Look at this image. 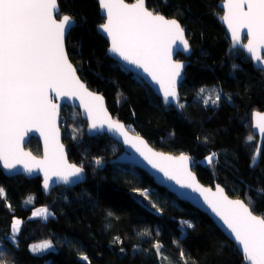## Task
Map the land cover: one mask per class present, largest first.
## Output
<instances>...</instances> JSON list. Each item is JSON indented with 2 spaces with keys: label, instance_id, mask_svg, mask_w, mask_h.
<instances>
[{
  "label": "trees",
  "instance_id": "16d2710c",
  "mask_svg": "<svg viewBox=\"0 0 264 264\" xmlns=\"http://www.w3.org/2000/svg\"><path fill=\"white\" fill-rule=\"evenodd\" d=\"M217 1L167 0L165 4L147 0L150 10L180 20L192 48L187 58L178 54L187 60L179 86L181 112L164 106L139 76L106 54L107 41L97 31L103 22L97 0H59V8L75 20L66 38L69 59L87 85L106 98L113 117L156 149L189 154L200 182L219 183L245 203L250 197L252 211L264 215V191H259L264 189V142L258 164L249 166L257 141L251 131V113L264 110V74L241 50L228 51V38L215 16ZM202 87L206 92L198 96ZM213 89L220 92L221 100L218 105H205L203 100ZM190 104L198 107L196 114L187 109ZM60 128L68 158L83 165L85 180L74 187L58 186L46 195L38 176L7 177L0 169L4 190L0 196L4 260L0 264H162L154 248L144 249L135 240L136 234L144 232L162 245L161 254L172 264H245L235 245L206 214L156 185L143 170L111 163L122 151L120 144L105 135L87 136L86 122L77 109L62 108ZM26 148L35 155L41 153L35 137ZM213 154L211 163L201 162ZM96 159L101 165H96ZM144 188L150 190L156 208L134 192ZM29 197L31 203H25ZM39 205L54 215L46 220L29 217ZM15 217L21 224L14 243L10 236ZM117 236L120 242L114 243ZM46 240L54 250L30 251V244Z\"/></svg>",
  "mask_w": 264,
  "mask_h": 264
},
{
  "label": "snow or ice",
  "instance_id": "6c2138e0",
  "mask_svg": "<svg viewBox=\"0 0 264 264\" xmlns=\"http://www.w3.org/2000/svg\"><path fill=\"white\" fill-rule=\"evenodd\" d=\"M98 2L106 16L99 29L110 38L109 50L126 63L143 69L159 84L165 103L171 98L178 107L183 108L184 104L178 103L177 82L184 64L173 60L172 53L174 45L184 52L191 51L189 41L185 38V26L175 17L166 18L157 9L150 10L147 0H135L131 4L125 3V0ZM164 3L167 4V0ZM223 9L226 11L219 18L231 32L233 48L240 45L256 62L257 70L264 72V0H223ZM57 16L60 18L57 19ZM73 27L74 17L61 14L59 0H0V162L3 167L13 170L17 165H23L29 173L42 170L45 189L49 188L53 177L65 184L78 182L84 167L70 163L67 159L56 125L58 105L53 103L50 93L57 96L79 95L91 121L90 129L107 126L108 131L120 136L125 144L134 148L168 180L181 188L199 192L230 230L245 264H264V215L253 214L249 206L251 198H248V203L242 199H230L219 185L215 192L203 188L189 169L190 158L187 155L176 157L155 152L139 135L130 136L129 129L108 114L103 104L104 98L88 91L77 75V68L70 62L66 37ZM245 29L246 33L243 31ZM242 37L247 39V43L241 44ZM208 91L214 94V98L209 94L204 98V104L211 102L218 105L220 92L215 89ZM205 92L206 89L202 87L198 96ZM254 115L257 126L264 133V114L257 112ZM30 126L41 129L44 135L43 159H36L21 147ZM214 155L206 158L209 163ZM95 163L99 166L102 161L96 159ZM134 192L149 199L153 208L157 207L150 200L149 189H134ZM3 195L4 190L0 188V196ZM31 201L32 197H29L25 203ZM32 215L46 220L54 214L43 207ZM184 223L191 227L187 221ZM20 224L21 221L17 219L11 225V240L14 243ZM118 242L119 236L114 238V243ZM51 247V241L29 246L33 253ZM153 248L162 264H172L168 257L161 254L162 245L159 242L153 244ZM134 249L139 250L138 246H134ZM120 251L125 250L121 248ZM83 259L88 258L83 256ZM3 260L4 253L0 251V262Z\"/></svg>",
  "mask_w": 264,
  "mask_h": 264
},
{
  "label": "water",
  "instance_id": "95a60500",
  "mask_svg": "<svg viewBox=\"0 0 264 264\" xmlns=\"http://www.w3.org/2000/svg\"><path fill=\"white\" fill-rule=\"evenodd\" d=\"M97 3H98V7H99V13L103 17V22L102 23H104L105 20H106L105 13L100 8L98 0H97ZM125 3H128V4L135 3V0L131 1V2L125 0ZM217 5H218V7L220 9L223 10V13H222V15H223L224 11H226L225 9H223V0L219 1ZM222 15L215 14L217 20L223 26L224 31H225L228 39H229L230 46H229V50L228 51L235 50V49H240L251 60L252 66L255 69H257L256 62L253 61L249 57V54L246 52L245 49H243L240 45H237L235 48H233L231 32L228 29L227 24L222 19L219 18ZM59 18H60V16H57V19H59ZM166 18H173V17H166ZM99 25L97 26V31L101 34V36H103V38L107 41V44H108L107 48H106V54L110 58H112L115 61H117L120 65L125 67L130 72H132V73L136 74L137 76H139L148 85V87L153 91V93L160 99L161 103L164 106H166V107L172 106L178 112H181L182 108L178 107L177 102L171 101V98H169V102L168 103H165L164 98H163V92L160 90L159 84H157L155 81H153L151 79V77L147 73H145L143 71V69L137 68L135 65H131V64L126 63L117 54L112 53L109 50L110 47H111L110 38L106 35V33H104L102 30L99 29ZM243 31H244V33H246V29L243 30ZM185 38H186V35H185ZM243 38L244 37H242V39H241V44L247 43V39L245 41H243ZM191 50H192V48H191ZM190 52H184L182 49L177 48L175 45L173 46L172 59L175 60V61H180V62H182L184 64V68L181 70V77L178 79V82H177L178 103H179V100H180L179 86H180L181 82L184 80V77H185L184 72H185V68H186V65H187V60L186 59L180 60V59L176 58V55L178 53H180V54L184 55L185 57H187V56H189ZM262 54H264V53H262ZM73 66L75 67L74 64H73ZM263 74H264V72H263ZM77 75L80 77L78 72H77ZM80 79L86 85V87L88 88V91L93 92L96 95H100V96H102L104 98V100H103L104 107L107 109L108 114L113 119H115L113 117V115L111 114V112L109 111V109L107 108L106 98L102 94H100L99 92H97V91L93 90L92 88H90L87 85V83L81 77H80ZM50 97L52 98L53 103L58 105V115H57V119H56V125H57V127L59 129V141H60L61 144H63L67 159H68V161L70 163H75V162L69 160V158H68V154L66 152V145H65V143L62 140V131H61V128H60L61 110H62L63 107H74L75 109L78 110L80 118L86 122L85 132H86L87 136L91 137V136H97V135H100V136L101 135H105V136L115 140L118 144H120V146L122 148V151L118 155H116L114 158L110 159L111 163H116V164H121V165H131L133 167H136V168L146 172L152 178L153 182L156 185L165 188L169 192L173 193L180 200H183V201L187 202L190 206H192L196 210L206 214L211 219V221L217 226V228L235 245V247L237 248V250L241 254L239 246L235 242L232 234L230 233V230L227 229L226 225L223 224V221L211 210V208L204 201L203 196H201L199 192H194V191H192L191 189H188V188H181L180 185H177L174 181L168 180L166 177H164L163 173L159 172L157 169H153L151 167V165H149L147 163V161L144 160V158L142 156H140V154L138 152H136V150L134 148H132L128 144H125L123 142V139L120 136H118L116 133L108 131L107 130V126H105L103 129H96V130L90 129L89 125H90L91 121L88 118L87 111H86L84 105L81 103V98H80L79 95H77V96H57L55 93H50ZM257 112H259L261 114H264V110H253L252 113H251V131H252L253 135H255L257 137V141H256L255 150H254L253 155H252L251 160H250V164H249L250 167H253L256 164H258V162L260 160V156H261V150H262L263 142H264V133H262L260 131L259 127L257 126L256 118H255V115H254ZM120 122L124 124V122H122V121H120ZM129 135L130 136H137L139 134H137L135 131H131L129 129ZM139 136L147 143L148 147L151 148L155 152H162V153H164L166 155H171V156H176V157L180 156L181 154L187 155L190 158L189 169L193 173V175H194L196 181L198 182V184L200 186H202L203 188H210L212 190V192H215L216 191V186L219 185L221 188L224 189L225 194H227L230 199H241V198L230 196L226 192L224 186L219 184V183H216L213 186H209V185H205L202 182H200L199 179L197 178V175L192 170L193 158L189 154H187V153L174 154V153H171V152H165V151L156 149L144 137H142L141 135H139ZM31 137H35V138L38 139L39 144H40V149H41L40 155H35L33 152H31V150L29 148H26V144H27V142L29 141V139ZM21 147H22L24 152H30L32 154V156L35 157L36 159H43L44 155H45V141H44V135H42V130L37 128V127H31L30 126L29 130L26 133V135H24V138H23V140L21 142ZM253 157H255V159H253ZM75 164H77V163H75ZM78 166H80V165H78ZM0 169H1L2 173L5 176H7V177H12V176H16V175H22L25 178H33V177L38 176L41 179V190L46 195H49L50 192L52 191V189H54V188H56L58 186H61V185L68 186V187H74V186H76L78 184H81L82 182H84L85 177H86L85 176V170L82 173L81 178L79 179V181L78 182H74V183L70 182L68 184H65L62 181H58V179L56 177H53L52 178L53 182L50 183L49 188L45 189L44 186H43V184H44V173H43L42 170L37 169V170H34L33 172L29 173V172H26L24 170V166L23 165H17L15 169L7 170V169H5L3 167V163L2 162H0ZM253 214L257 215L254 212H253ZM241 256H242V254H241ZM242 258H243V256H242ZM243 260H244V258H243Z\"/></svg>",
  "mask_w": 264,
  "mask_h": 264
},
{
  "label": "rangeland",
  "instance_id": "374dc122",
  "mask_svg": "<svg viewBox=\"0 0 264 264\" xmlns=\"http://www.w3.org/2000/svg\"><path fill=\"white\" fill-rule=\"evenodd\" d=\"M187 109L190 111V112H192L193 114H196V111L197 110H199L198 109V107L196 106V105H194V104H190L188 107H187ZM201 162L202 163H205V162H208L207 161V159L205 158V159H202L201 160ZM43 207H47V206H45V205H39V206H35V207H33L32 208V211H31V213H30V215H29V217H33V215H32V213L34 212V211H36L37 209H39V208H43ZM48 208V207H47ZM49 209V208H48ZM49 211H50V209H49ZM51 212V211H50ZM34 218V217H33ZM20 220L21 221V219L20 218H17V217H15L14 219H13V221L14 220ZM13 221H12V223H13ZM12 225V224H11ZM20 227V226H19ZM11 232H12V229H11ZM12 234V233H11ZM11 237V236H10ZM135 240L137 241V243L142 247V248H144V249H150V248H153V244H155V241L153 240V239H151L150 237H148L147 235H141V233H138V234H136L135 236ZM46 241H49V240H46ZM42 242H44V241H40V242H35V243H32V244H30V245H33V244H39V243H42ZM29 245V246H30ZM30 249V248H29ZM55 249V247H54V245L52 244V247L51 248H49V249H45V250H42V251H40V252H37V253H33V254H42V253H44V252H46V251H50V250H54Z\"/></svg>",
  "mask_w": 264,
  "mask_h": 264
},
{
  "label": "flooded vegetation",
  "instance_id": "af4514ba",
  "mask_svg": "<svg viewBox=\"0 0 264 264\" xmlns=\"http://www.w3.org/2000/svg\"><path fill=\"white\" fill-rule=\"evenodd\" d=\"M219 1H221V0H218L217 1V4H218V2ZM217 8H218V10H219V12H215L216 14H218V15H222V13H223V10L222 9H220L219 7H218V5H217ZM223 27V26H222ZM223 30H224V28H223ZM225 32V31H224ZM226 34V33H225ZM227 36V35H226ZM228 38V37H227ZM246 40V38H243V41H245ZM228 41H229V39H228ZM229 46H230V42H229ZM240 50V49H239ZM192 51V50H191ZM191 53V52H190ZM179 55H182V54H180V53H178ZM176 55V58H178V56L179 55ZM183 57H185L184 55H182ZM189 56H190V54H189ZM189 56H187V57H189ZM187 57H185V58H187ZM179 59V58H178ZM180 60H184V59H180ZM136 75V74H135Z\"/></svg>",
  "mask_w": 264,
  "mask_h": 264
}]
</instances>
